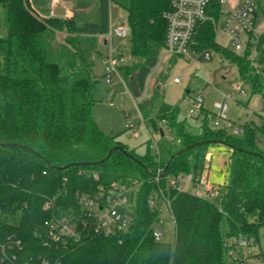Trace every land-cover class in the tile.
Listing matches in <instances>:
<instances>
[{
  "label": "trees",
  "instance_id": "obj_1",
  "mask_svg": "<svg viewBox=\"0 0 264 264\" xmlns=\"http://www.w3.org/2000/svg\"><path fill=\"white\" fill-rule=\"evenodd\" d=\"M98 2V21L81 23L77 14L65 18L51 16L49 10L42 15L29 0H0L8 27L7 36L0 38V234L21 241L22 249L14 250L21 263L38 256L50 264L244 263L231 254L238 245L235 240L257 239L264 228V150L258 145V126L246 123L241 136L206 124L195 132L180 120L178 105L165 101L163 74L136 104L147 125L161 131L162 121L177 134L179 148L170 151L166 161H156L151 147L140 154L117 135L105 133L94 121L92 109L98 82L95 57L101 54L95 38L110 31V6L114 3L126 11L130 31L131 61L120 62L117 71L129 88L136 75L143 95L165 48L164 12L171 0ZM222 5L213 0L208 15L219 21L225 14ZM255 37L249 35L246 51L239 55L217 42L210 19L198 25L192 46L199 52L214 50L236 64L253 93L264 98V80L256 65L264 63V40L252 43ZM253 46L260 50L255 60ZM211 140L231 149L228 180L215 200L179 189L181 177L201 175L200 160ZM117 146L146 168L124 150L109 156ZM116 183L135 188L125 208L130 224L127 230L106 236L95 231L82 200L104 201ZM154 197L158 207L151 206ZM161 202L169 203L174 219L173 243L155 237L154 226L163 219ZM59 216L69 217L78 234L45 244L46 222ZM224 216L226 234L220 228Z\"/></svg>",
  "mask_w": 264,
  "mask_h": 264
},
{
  "label": "rangeland",
  "instance_id": "obj_2",
  "mask_svg": "<svg viewBox=\"0 0 264 264\" xmlns=\"http://www.w3.org/2000/svg\"><path fill=\"white\" fill-rule=\"evenodd\" d=\"M54 0H29L30 6L42 15H46L52 8ZM67 11H74L77 14L78 22H96L99 18L98 0H59ZM261 5L264 0H260ZM240 4V0H225L222 11L225 13L218 21L215 17L211 19L214 29L216 27L217 42L223 47L239 54L235 49L233 37L225 32V20L230 13H234ZM55 16L72 18L71 12H54ZM7 14L5 8L0 5V38H5L8 34ZM127 13L124 9L112 3L110 6V21L119 26L126 22ZM257 34L256 40L252 43L264 40V7L259 6L253 14ZM241 34V30H238ZM249 37V36H248ZM60 41L63 35L59 34ZM247 38V37H246ZM249 39V38H248ZM95 42L101 54L95 57L94 73L98 77L95 85L94 105L92 117L97 125L107 134L117 135L118 140L129 148H136L140 154H145L151 147L155 154L156 161L161 159L166 161L170 151L179 148L178 136L168 129L162 121L159 122L161 131L153 129L147 125L137 107L125 88L121 85L120 78L114 74L112 82L107 78V69L110 65V46L104 39L95 38ZM115 47L114 56L119 54L130 58V37L123 39L115 37L113 40ZM247 43H245L246 46ZM252 59H258L259 48L253 46ZM259 50V51H257ZM264 51V43H263ZM202 53H208L210 60H204ZM164 52L162 55L164 56ZM171 57L167 56L160 64L154 74L152 86L160 81V75H165L163 82V92L165 101L170 105H178V115L180 120L186 122L188 127L198 132L204 124L211 129L226 130L233 134L237 128L246 123H254L258 126V145L264 150V98L261 94L253 93L252 85L249 81L241 78L238 66L223 60L214 50L201 52L195 60L178 57L175 63H170ZM264 80V63H256ZM179 79L180 82H175ZM238 86L240 87L238 89ZM202 100V108L197 105L198 100ZM140 102V100H137ZM217 105L226 106V118L221 116V110ZM193 111V113H191ZM243 134L239 132V136ZM151 145V146H150ZM203 154H211L209 178L213 184H223L227 182V163L230 157V148L221 142L210 143L205 146ZM206 160H200L202 172ZM164 171V170H163ZM207 174L205 171L204 175ZM196 179L190 180L183 176L179 181V189L200 195L201 188L196 184ZM122 186H126L125 184ZM127 187V186H126ZM127 199L130 202V195L134 186L127 187ZM155 198V197H154ZM120 211L129 215L123 206L117 207ZM162 220L154 226L156 232H161L160 241L173 243L175 241V223L171 212L165 202L160 203ZM220 228L223 234L228 232L226 217L222 218ZM245 246L236 245L231 254L244 264H264V228L260 230L257 239L252 238ZM230 243V241H229ZM260 257H256L257 255Z\"/></svg>",
  "mask_w": 264,
  "mask_h": 264
},
{
  "label": "built area",
  "instance_id": "obj_3",
  "mask_svg": "<svg viewBox=\"0 0 264 264\" xmlns=\"http://www.w3.org/2000/svg\"><path fill=\"white\" fill-rule=\"evenodd\" d=\"M212 1L213 0H171L170 9L164 12V18L167 21L165 48L163 51L165 54L164 56H161L158 66L147 80L146 90L143 94L144 97L149 94L153 87L152 82L154 74L167 56L171 58L184 57L189 60H195L198 56H201V52L195 50L192 44L194 42V36L198 25L206 20L212 19L208 15V9ZM220 2L223 4L225 0H220ZM262 6L264 7V3ZM258 7L257 0H240V4L235 12L230 13L225 20V32L232 35L235 49L239 51L240 54H244L246 51L247 44L245 46V43H248V36L250 34H257L253 14ZM53 15L55 14L52 13L51 16ZM238 30H241V34ZM129 34L130 31L127 22H124L119 26L110 22L109 33L101 36V38L107 42L111 51L110 65L107 69V78L109 79V82L113 81L112 77L116 74L121 80V85L136 103L131 89L117 71V65L120 62H126L128 58L122 57L121 59H118V57L114 56V51L116 49L112 44L115 37L123 39L128 37ZM202 57L204 60L211 59V56L208 53H202ZM175 82H180V80L176 79ZM239 88L240 87L238 86V89ZM196 103L199 108L202 107L201 99ZM217 106L221 110V116L226 118V106ZM191 113H193V111H191ZM240 131L243 132L242 127L237 128L234 133L239 134ZM205 160L209 161L210 159L206 158ZM207 169H209V166L204 165V170ZM204 173L205 171H203L196 179V184L202 189V196L204 198L215 200L220 195L221 188L226 182L220 185L212 184L208 171L206 175H204ZM187 178L194 180L192 175L187 176ZM171 183L175 185L176 181L172 180ZM128 192L126 186H120L116 183L113 185L111 193L105 196L104 201L100 197L84 198L82 200V205L86 210L87 216L94 219L93 225L96 232L109 236L116 232L127 230L130 224V218L117 207L123 206L124 209L128 207ZM151 206L158 207L156 197L152 199ZM167 206H169V203ZM46 224L48 226V236L45 244L49 242H59L66 237H74L78 234L76 224L67 216L55 217L51 221L46 222ZM161 236V232L155 231V237L158 241H160ZM235 242H238V245L241 246L248 244L244 239L240 241L235 240ZM16 249L21 250L22 246L21 241L17 239L15 235L0 234V264H5L6 262L11 264H50L49 260L42 256H38L35 261L30 260L21 263L18 261L17 253L14 252Z\"/></svg>",
  "mask_w": 264,
  "mask_h": 264
},
{
  "label": "water",
  "instance_id": "obj_4",
  "mask_svg": "<svg viewBox=\"0 0 264 264\" xmlns=\"http://www.w3.org/2000/svg\"><path fill=\"white\" fill-rule=\"evenodd\" d=\"M58 9H60V10H62V12H64V8H62V7H57L56 10H55L56 13H57V10H58ZM106 43H107V42H106ZM130 89H131L132 95H133V97H134L135 100H140V99H142V98L144 97V95L141 94L140 89H139V87H138L137 79H136V75H133L132 78H131V80H130ZM210 142H211V143H214L213 140H211ZM203 143H206V142H203ZM29 150H30V149H29ZM114 150H124V149H123V147H121V146H117V147L113 148V149L110 151L109 156L112 154V152H113ZM124 152L127 154V156H129L130 158L134 159L137 163H139V164L142 165L144 168H146V166L143 165V164H142L138 159H136L132 154H130L129 152H127V151H125V150H124ZM179 153H182V151H179L178 153H176V154H174L172 157H170V158H169V163L173 160V157L176 156V155H178ZM109 156H108V157H109ZM169 163H168L167 166L165 167L164 171L167 170Z\"/></svg>",
  "mask_w": 264,
  "mask_h": 264
},
{
  "label": "crops",
  "instance_id": "obj_5",
  "mask_svg": "<svg viewBox=\"0 0 264 264\" xmlns=\"http://www.w3.org/2000/svg\"><path fill=\"white\" fill-rule=\"evenodd\" d=\"M57 7H62V8H64V11L65 12H71L73 15L75 14L74 13V11H67L66 9H65V7H63L62 5H61V3H60V1L59 0H54L53 1V3H52V8L50 9V11H51V14L52 13H54L55 12V10H56V8ZM62 10H60V9H58L57 10V12H61ZM106 45H107V43H106ZM128 61V60H127ZM131 149H136V148H131ZM136 151H137V149H136ZM230 153H231V149H230ZM206 158H209L210 160L209 161H206V164H204V165H208L209 166V169H207V170H205V171H208L209 172V170H210V162H211V154L210 153H207L206 155H205V159ZM228 163H229V160H228ZM228 163H227V165H228ZM227 174V173H226ZM225 183V182H224ZM214 184V183H213ZM215 185H217V184H215ZM220 185V184H219ZM202 190V189H201ZM201 196L203 195V191H202V193L200 194Z\"/></svg>",
  "mask_w": 264,
  "mask_h": 264
},
{
  "label": "bare ground",
  "instance_id": "obj_6",
  "mask_svg": "<svg viewBox=\"0 0 264 264\" xmlns=\"http://www.w3.org/2000/svg\"><path fill=\"white\" fill-rule=\"evenodd\" d=\"M62 12V11H61Z\"/></svg>",
  "mask_w": 264,
  "mask_h": 264
}]
</instances>
